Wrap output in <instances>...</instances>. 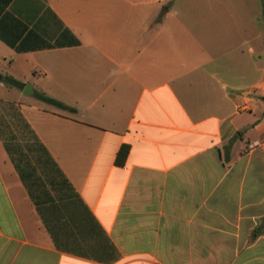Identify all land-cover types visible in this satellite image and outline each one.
Masks as SVG:
<instances>
[{
    "label": "crops",
    "instance_id": "obj_1",
    "mask_svg": "<svg viewBox=\"0 0 264 264\" xmlns=\"http://www.w3.org/2000/svg\"><path fill=\"white\" fill-rule=\"evenodd\" d=\"M0 75V264H264L262 0H0Z\"/></svg>",
    "mask_w": 264,
    "mask_h": 264
},
{
    "label": "trees",
    "instance_id": "obj_2",
    "mask_svg": "<svg viewBox=\"0 0 264 264\" xmlns=\"http://www.w3.org/2000/svg\"><path fill=\"white\" fill-rule=\"evenodd\" d=\"M262 4H263V9H264V0H262ZM6 82H8L9 84L13 85V86H16L18 88H23L24 85L20 82H18L17 80L13 79L12 77H5L4 79ZM38 97L40 99H42L43 101L49 103V104H52L54 106H57L61 109H65V110H71V111H75V109H72V108H69L68 106L64 105L63 103L55 100V99H52V98H49V97H46L44 95H38ZM38 145L40 147V149H38L40 152H41V155L42 157L44 158L43 163L44 164H48V165H53V167L56 169L55 165H54V162L52 160V158L50 157L49 153L46 151L45 148H43L41 146V144H39L38 142ZM7 150L9 152V154L11 155L12 157V160L13 162L15 163V166L17 168V170L19 171V174L21 175V178L23 179V181H27V176L25 174V168L23 166L20 165L19 162H23L22 159H19V158H16L15 157V151L14 149H10V147L7 145ZM129 154V148L127 146L123 147V149L119 152L118 154V157H117V163L119 165H122L125 163L126 159H127V156ZM21 155L22 157L26 160V155L24 153V150L22 149L21 151ZM41 162V158H40V161ZM29 170L28 172L31 173L32 175L33 174H36L37 173V168L32 164V163H29ZM56 171L59 173V175L62 177L61 173L56 169ZM29 178V177H28Z\"/></svg>",
    "mask_w": 264,
    "mask_h": 264
},
{
    "label": "rangeland",
    "instance_id": "obj_3",
    "mask_svg": "<svg viewBox=\"0 0 264 264\" xmlns=\"http://www.w3.org/2000/svg\"><path fill=\"white\" fill-rule=\"evenodd\" d=\"M25 134V138H27V140L29 141H34L33 137L29 134V133H24ZM30 148L31 149H23L24 153L26 155V160L22 157L21 155V151L22 149H14L15 151V157L22 159V163H20L21 166H23L26 170V168L29 169V163H32L35 167H39V169L37 170L36 173V177L39 179V181H47L48 178H50V176H52L51 170L49 168L46 169V167H49L48 164H44L42 160H44V158L41 155V152L38 150L40 149L39 145L36 142H31L30 144ZM41 158V162L40 161Z\"/></svg>",
    "mask_w": 264,
    "mask_h": 264
},
{
    "label": "water",
    "instance_id": "obj_4",
    "mask_svg": "<svg viewBox=\"0 0 264 264\" xmlns=\"http://www.w3.org/2000/svg\"><path fill=\"white\" fill-rule=\"evenodd\" d=\"M3 80V76L0 75V81ZM24 95L25 96H31L33 95V89L30 85H27L26 88H25V91H24Z\"/></svg>",
    "mask_w": 264,
    "mask_h": 264
},
{
    "label": "built area",
    "instance_id": "obj_5",
    "mask_svg": "<svg viewBox=\"0 0 264 264\" xmlns=\"http://www.w3.org/2000/svg\"><path fill=\"white\" fill-rule=\"evenodd\" d=\"M254 147V145L251 146V148Z\"/></svg>",
    "mask_w": 264,
    "mask_h": 264
}]
</instances>
